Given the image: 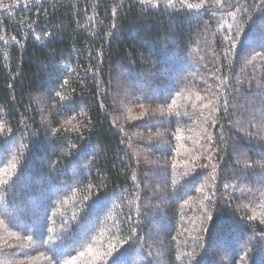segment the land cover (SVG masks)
<instances>
[{
  "label": "trees",
  "instance_id": "trees-1",
  "mask_svg": "<svg viewBox=\"0 0 264 264\" xmlns=\"http://www.w3.org/2000/svg\"><path fill=\"white\" fill-rule=\"evenodd\" d=\"M258 175L264 0H0V264H264Z\"/></svg>",
  "mask_w": 264,
  "mask_h": 264
},
{
  "label": "rangeland",
  "instance_id": "rangeland-1",
  "mask_svg": "<svg viewBox=\"0 0 264 264\" xmlns=\"http://www.w3.org/2000/svg\"><path fill=\"white\" fill-rule=\"evenodd\" d=\"M248 44H249V42H248ZM259 44H261V43H259ZM246 50V49H245ZM189 63L190 62H188L187 61V65H189ZM129 89L130 88H127L126 87V91L128 90L129 91ZM122 95V94H121ZM121 96H119V98H120ZM123 97H125L124 95H123ZM122 97V98H123ZM153 97H155V96H153ZM118 98V101L119 100H121V98L119 99ZM123 102H124V98H123ZM120 103H121V101H120ZM131 108V110H132V112H134V113H141L142 111H144V107H139V109H136V108H134L133 106L132 107H130ZM134 115L133 117L134 118H136V117H138V115ZM146 121L147 122H149L150 120H149V118L147 119L146 118ZM152 122H154V124H153V127H158V125H159V120H153ZM160 139H162V137H160ZM236 149L234 150V151H236V156H237V154L239 155V156H241L242 157V155H244V152H242V150L241 149H239L238 148V146H236L235 147ZM165 151V149L163 148V147H160V148H158L157 149V152H158V154H160L161 155V152H164ZM241 160V159H240ZM166 177H167V174H165L163 171H160V172H158V174H157V178H158V180H159V182L160 183H158L157 184V189H159V191L158 192H156L154 195H153V197H155L154 198V201H155V205L157 206V207H161V208H166L168 205H167V201H165V202H163V201H161L160 200V198L161 199H163L164 198V191L163 190H161V188H164V184H162V182L166 179ZM257 177V179L258 180H260L262 183H264V176H262V177H260L259 175L258 176H256ZM156 180V179H155ZM166 195V194H165ZM160 203V204H159ZM20 208H18V210H19ZM32 212H35V211H37V209L33 206L32 207ZM154 214H152V216H153ZM165 223H167V222H165ZM32 225H34L35 226V224L33 223ZM164 223L162 224V221H161V219H157L156 217H153V219L151 220V224H150V226H149V228H150V233L153 235V236H155V239L158 241V243H157V241H156V245H154V247L156 246V249H155V253H156V255H157V260H154L155 261V263H157V264H161V261H160V256L162 255V253L164 252V249L162 248V244L165 242L164 241V236H163V234L161 233V231H162V227L164 228ZM17 226L18 227H20V228H23V227H27V226H23V224H21V221L20 220H17ZM33 228V227H32ZM263 241H264V239H263ZM35 245H38L39 243H34ZM242 244L243 243H241V245H239L238 246V248H240L241 246H242ZM221 251L223 252L224 251V249L223 248H221ZM134 257L135 258H138L139 257V253L136 251L135 252V255H134ZM218 257L220 258L221 257V255H218ZM119 264V263H118ZM122 264V263H121Z\"/></svg>",
  "mask_w": 264,
  "mask_h": 264
},
{
  "label": "snow or ice",
  "instance_id": "snow-or-ice-1",
  "mask_svg": "<svg viewBox=\"0 0 264 264\" xmlns=\"http://www.w3.org/2000/svg\"><path fill=\"white\" fill-rule=\"evenodd\" d=\"M116 264H118V261L116 262Z\"/></svg>",
  "mask_w": 264,
  "mask_h": 264
}]
</instances>
